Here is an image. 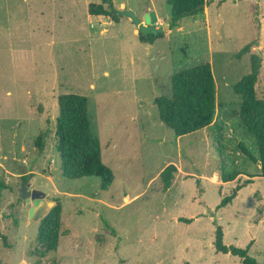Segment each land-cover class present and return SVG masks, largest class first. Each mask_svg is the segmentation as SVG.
Returning a JSON list of instances; mask_svg holds the SVG:
<instances>
[{
	"label": "rangeland",
	"instance_id": "374dc122",
	"mask_svg": "<svg viewBox=\"0 0 264 264\" xmlns=\"http://www.w3.org/2000/svg\"><path fill=\"white\" fill-rule=\"evenodd\" d=\"M89 2L102 0H0V178L7 183L0 264H240L239 256L216 251L217 226L227 246L252 242L248 254L264 263V177L234 91L256 53V90L264 98V0H206L202 13L172 29L167 0H112L115 11L124 3L140 17L155 7L165 30L153 43L140 41L128 17L90 15ZM247 44L250 52L237 58ZM206 62L216 85L215 120L177 136L155 100L169 94L172 74ZM67 93L88 100L91 131L114 174L107 189L99 177L63 176L55 127L58 99ZM45 130L40 152L35 139ZM169 164L178 170L165 191L160 174ZM25 184L50 196L48 211L61 206L55 252L40 253L41 219L29 217Z\"/></svg>",
	"mask_w": 264,
	"mask_h": 264
},
{
	"label": "trees",
	"instance_id": "16d2710c",
	"mask_svg": "<svg viewBox=\"0 0 264 264\" xmlns=\"http://www.w3.org/2000/svg\"><path fill=\"white\" fill-rule=\"evenodd\" d=\"M171 6L169 28L177 27L179 21L187 16H193L204 11L206 0H167ZM107 4V7L104 6ZM89 14L92 16H109L113 21L121 17L116 13L112 0H102L101 3H90ZM164 37L158 35H143L139 32V39L143 43H153ZM252 44H247L236 57L240 58L250 52ZM251 69L240 81L234 85L235 93L242 96L239 109V119L246 132L256 139L259 150L260 176L264 177V98L258 97L256 84L258 82L261 58L258 54H251ZM59 115L56 121L55 136L56 149L61 158L63 176L70 180L84 177H99L102 189H107L112 183L114 174L101 158V142L90 127L88 115V100L76 93L63 94L58 99ZM160 120L174 131L177 136L193 133L210 126L217 113L216 85L212 66L209 62L187 67L174 73L170 77L169 94L162 93L155 100ZM48 131H42L35 139V146L40 152L44 151ZM244 155L251 156L244 144H240ZM178 169L169 164L160 174L163 188L167 191L171 186V175ZM238 174L225 176L223 181L235 180ZM252 180L248 179L237 184L232 193L225 196L218 207H224L238 192ZM7 183L0 178V203ZM61 206L56 205L41 218L38 238L44 244L45 255L57 250L58 234L53 230L54 224L60 217ZM189 221V219H181ZM224 232L217 226L214 246L217 252L232 253L241 258L240 264H264L251 257L248 252L252 242L245 248L227 246L223 241ZM0 238L6 243L7 238L0 230Z\"/></svg>",
	"mask_w": 264,
	"mask_h": 264
},
{
	"label": "water",
	"instance_id": "95a60500",
	"mask_svg": "<svg viewBox=\"0 0 264 264\" xmlns=\"http://www.w3.org/2000/svg\"><path fill=\"white\" fill-rule=\"evenodd\" d=\"M121 16L128 17L133 24L138 27L139 32L143 35H158L162 33L165 28L164 26H157L158 16L154 10H150L143 17L138 16L133 10L121 9L116 11ZM21 198L24 199L26 203H31L32 206L29 210V217L34 220H40L44 216L49 206L53 205L54 202L51 201L49 195L38 189H29V185L25 184L21 190ZM47 204L45 201H47Z\"/></svg>",
	"mask_w": 264,
	"mask_h": 264
},
{
	"label": "crops",
	"instance_id": "0c3cea01",
	"mask_svg": "<svg viewBox=\"0 0 264 264\" xmlns=\"http://www.w3.org/2000/svg\"><path fill=\"white\" fill-rule=\"evenodd\" d=\"M90 3H94V2H89V3H88V7H89V4H90ZM120 8H121V9L126 8L125 5H124V3L121 4ZM150 10H154V11L156 12V14H157V16H158V20L161 19V17L158 15L157 10L155 9V7H152V6H148L147 9L143 12V14H146V13L149 12Z\"/></svg>",
	"mask_w": 264,
	"mask_h": 264
}]
</instances>
